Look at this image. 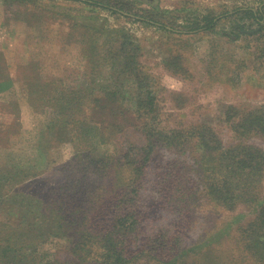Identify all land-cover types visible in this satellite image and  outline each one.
Masks as SVG:
<instances>
[{
    "label": "rangeland",
    "instance_id": "1",
    "mask_svg": "<svg viewBox=\"0 0 264 264\" xmlns=\"http://www.w3.org/2000/svg\"><path fill=\"white\" fill-rule=\"evenodd\" d=\"M145 1L150 3L137 0L135 9L125 5V11L116 13L82 0H0V223L19 229L20 236L28 231L39 238L26 244L25 253L38 250L46 254L45 264L63 260L71 251V237L57 234L49 212L79 207L92 212L105 204L107 182L82 162L83 146L87 144L91 155L101 159L120 151L118 138L123 140V135H130L135 144H145L141 130L145 120L135 115L115 119L92 107L95 115L89 120L79 116L84 123L57 127L51 126L56 107L45 102V97L57 95L55 88L82 89L98 97L105 88H112L121 93L123 103L133 107L138 82L132 71H122L124 56L111 55V48L118 50L124 34L142 48L140 62L157 84L161 124L176 130L207 126L212 129L209 135L214 146L220 141L225 146L246 143L264 151V134L240 139L231 129L240 115L264 106V35L245 37L246 33L235 29L241 15L225 17L237 8H258L264 0ZM215 16H224L215 32L196 28L206 26L205 20ZM252 22L246 19L242 24ZM95 28L103 36L94 40L99 48L94 51V65L86 56L93 40L86 43L84 38L94 34ZM109 37L116 43L105 46ZM215 53L218 59L212 64ZM113 123H120L122 130L101 133V128L109 130ZM161 153L166 160L179 158L180 163L196 168L197 156L190 150L182 156L176 151ZM165 165L154 158L146 167L141 198L144 228L134 250L146 247L147 236L154 233L159 243L166 240L163 236L169 237L162 234L183 235V247L163 264H264V230L257 228L254 234L239 230L256 218L259 207L241 206L237 213L229 212L200 195L194 210L200 185L195 187L198 175L190 172L187 188L193 197H189L192 211L180 214L171 209L170 194L164 197V189H158L165 178ZM84 174L87 194L61 188L70 175L85 181ZM261 184L264 199V180ZM85 195L86 199L81 198ZM236 218L237 223L232 221ZM204 228L216 231L205 234ZM158 255L153 261L144 255L142 262L162 264ZM174 256L176 261H172Z\"/></svg>",
    "mask_w": 264,
    "mask_h": 264
},
{
    "label": "trees",
    "instance_id": "2",
    "mask_svg": "<svg viewBox=\"0 0 264 264\" xmlns=\"http://www.w3.org/2000/svg\"><path fill=\"white\" fill-rule=\"evenodd\" d=\"M82 1L103 5L116 13L125 11V5L135 9L138 3L137 0ZM138 1L150 3L145 0ZM234 14L241 15L242 21L240 24H236L235 29L238 28L246 33L245 37L254 36L259 39V36L264 35V2L258 8H237L226 13L225 17ZM141 17L145 22L156 23L147 16ZM223 17L207 18L206 26H196V28L215 32L219 20H222ZM246 19H252V25L242 24ZM253 25L254 27L251 28ZM159 26L165 27L164 24H159ZM102 34V30L95 28L94 34L92 32L89 37L84 38L86 43L93 40L86 54L93 64L94 51L96 53L99 50L94 46V40L101 38ZM124 35L123 42L117 46L118 50L111 48V55L113 57L117 53L123 55L125 59L122 71L124 69L132 71V77H135V81L138 82L139 91L133 107L123 103V100L120 99L121 93L112 88H105L102 97L82 89L65 88L58 91V88H55L53 91H57V95L45 97V102L55 106L57 111V116L51 126L82 124L84 121L79 116L85 115L89 120L92 113L95 115L93 108L103 112V116L107 115L110 118L125 120L126 115L128 117L135 115L138 120H145V125L141 128L142 135L146 140L144 145L133 143L130 141L131 136L126 134V136L123 135V140L118 138L120 151L115 156L96 159L91 155L87 144L80 150L82 155L85 153L84 160L81 159L82 162L104 176L103 179L106 180L108 187L107 192L104 193L106 200L101 210V206H99L92 212H84L80 207L76 211L68 209L63 212L57 207H53L57 209L50 211L48 218L54 223L57 234L71 237L70 255L63 260L62 258L56 259L54 264H144L145 262H142L144 255L153 261L157 254H159L158 258L161 257L160 263L163 264L167 258H171L179 248L183 247V235L177 238L175 235L162 234L169 237L163 236L166 240L159 243L157 242L159 235L156 236L154 233L147 236L146 247L141 248L139 252L134 250V242L138 241L139 232L144 228L141 226L143 216L141 203L144 181L146 180V167L152 163L154 158L166 164L165 178L161 180L158 189L160 192H162L161 188L164 189V197L167 192L170 194L171 209H175L180 214L191 210L192 202L189 199H193V197L192 194L189 195L190 190L187 186L188 180H190L189 173H196L199 180L195 187L200 186L196 187V195L193 199L195 202L192 206L194 210L199 206L200 195L229 212L237 213L241 206L252 208L257 205L259 208L255 211L256 218L248 224L240 226L239 230L240 233L252 231L253 234L260 229L264 230V199L261 193V183L264 180V151L246 143L225 146L220 141V145L214 146L210 140L211 135H209L212 129L207 126L193 125L189 129L176 130L161 124L163 112L160 107L159 94L156 91L157 84L152 76L145 73L140 62L142 48L135 44L130 36ZM234 40H238V38H234ZM114 42L115 40L109 37L106 39L105 46L112 45ZM217 59L215 53L212 64ZM91 67L93 69V66ZM169 68L176 73L177 70L174 67ZM185 69L183 66L180 67L182 72ZM37 101L40 102V100ZM108 129L101 128V133L106 135L110 132H120L122 125L113 123L112 126H108ZM231 129L240 139L250 138L255 134H264V106L254 108L245 116L240 115L237 120L232 122ZM163 150L176 151L181 156L190 150L192 156H197L196 168H192L186 163H180L179 158L166 160L161 153ZM69 177V180L66 179V182H63L61 188H66L67 191L77 189V191L87 194L86 191L89 188L85 186L88 180L87 174H84L85 181L80 179L77 181L75 176L70 175ZM201 188L202 190H200ZM90 194L91 190L88 195ZM81 198L86 199L87 196ZM195 205L197 206L195 207ZM244 216L241 215V217ZM232 221L237 223L239 219L236 218ZM89 222L91 227L88 226ZM230 225L232 224L228 223V226ZM257 228L259 229L257 230ZM203 230H205V234H208L211 231H216V228L212 230L204 228ZM21 234L23 233H20L19 229L0 223V264H45L44 259L48 257L46 254H38V250L25 253L26 244L32 239L39 238L33 237L32 233L28 231L20 236ZM258 242L261 246L260 237ZM156 252L157 254H155ZM177 258L174 256L172 261H176Z\"/></svg>",
    "mask_w": 264,
    "mask_h": 264
}]
</instances>
